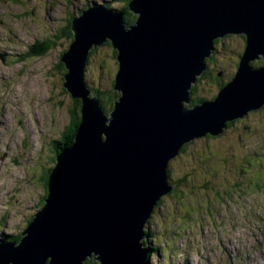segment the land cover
Wrapping results in <instances>:
<instances>
[{
    "label": "water",
    "instance_id": "water-1",
    "mask_svg": "<svg viewBox=\"0 0 264 264\" xmlns=\"http://www.w3.org/2000/svg\"><path fill=\"white\" fill-rule=\"evenodd\" d=\"M127 9L128 25L124 12L95 2L71 20L62 85L80 97L81 121L20 239H0V264H84L92 255L98 264H146L144 227L175 187L169 161L264 106V0H129ZM229 34L245 39L234 74L215 97L188 106L214 40ZM107 41L121 94L108 114L84 80L88 52Z\"/></svg>",
    "mask_w": 264,
    "mask_h": 264
},
{
    "label": "rangeland",
    "instance_id": "rangeland-1",
    "mask_svg": "<svg viewBox=\"0 0 264 264\" xmlns=\"http://www.w3.org/2000/svg\"><path fill=\"white\" fill-rule=\"evenodd\" d=\"M86 1L114 10L123 3L0 0V239L16 241L41 207L43 177L54 165L53 141L61 140L70 112L79 116L81 109L73 101L80 97L72 99L62 85L65 69L55 65L71 40H57L42 54L31 47L52 41L65 17L78 16ZM241 36H224L215 47L227 81ZM109 46L96 48L86 67L92 89L111 87L118 62ZM198 88L209 99L217 90L211 84ZM244 118L233 119L216 139L191 142L169 162V179L179 190L163 197L145 225L151 234L144 246L158 249L149 264H254L264 252V109ZM94 256L89 259L98 264Z\"/></svg>",
    "mask_w": 264,
    "mask_h": 264
},
{
    "label": "trees",
    "instance_id": "trees-1",
    "mask_svg": "<svg viewBox=\"0 0 264 264\" xmlns=\"http://www.w3.org/2000/svg\"><path fill=\"white\" fill-rule=\"evenodd\" d=\"M123 3H122V8L118 9L122 12H124V20L126 22V24H130L133 22L134 18H135V15H133L132 12H130L128 9H127V3L129 2V0H122ZM82 12V10H80V13ZM71 14H68L65 18H66V23L64 22V25L61 26L60 28H58L56 30V32L54 33V38L52 39V41H47V40H41V41H37L35 44L32 45V49H33V53L36 52L37 54H42L44 52V50H46L48 47H49V44H51L52 42L55 43L57 42V40H64V41H67L69 42L70 40L72 41V32L70 30V24H71ZM232 35H235V34H229V35H226V36H232ZM240 37V36H239ZM242 38V42H243V47H242V50H239V55L237 57V60H236V63H235V67H233L232 71L236 70V67H237V64L239 62V59H240V56L242 55L243 53V50H244V46H245V39H244V36H241ZM222 40V38H218V39H215L214 40V51L210 54V56L208 58L205 59V63H206V68L202 71L201 75L197 76L196 77V84L194 83L192 86H191V95H190V103L188 104V106H192L194 105L195 103H197L198 101H205V100H209V96L208 94H203L204 91H200L198 87L202 86L203 84H211L213 86V88L217 89L215 94L213 95V97L216 96L217 92H218V89L221 88L224 84H226L227 82V79L225 77V74H224V70L226 69L221 63H219V58L216 56V49L215 47L217 46V43H220ZM70 41V42H71ZM69 42V43H70ZM69 45V44H68ZM105 45H110V42L107 41V42H104L102 44V46H105ZM109 46V47H110ZM68 47V46H67ZM100 48V46H97V47H94L92 48L89 52H88V55H87V60H86V65H85V69H84V74H85V71H86V67L88 66L89 64V61H90V57L91 55L95 52L94 50L96 48ZM112 47V46H111ZM67 49V48H66ZM65 49V50H66ZM64 50V51H65ZM63 51V52H64ZM62 52V53H63ZM61 53V54H62ZM112 53L114 55V58H116V50L115 49H112ZM60 54V56H61ZM258 65H261L263 64V62L261 60H254ZM61 63V62H60ZM62 64V63H61ZM253 64V63H252ZM63 65V64H62ZM254 66H256L255 64H253ZM64 67V65H63ZM65 69V68H64ZM116 72H117V69L115 71V74H114V77L111 81V87L107 88V89H98V88H94L92 89L87 83V87L91 89L92 93L95 94L97 97H98V101H99V104L100 106L103 108L104 110V113L108 114L113 108H114V103H115V100L117 99V97L120 95V93L116 90H114V85H115V76H116ZM219 72H222L221 74H219ZM233 72V74H234ZM232 74V75H233ZM212 79H215L214 81H212ZM85 80V79H84ZM86 82V81H85ZM199 93H202L203 95H200ZM71 96V95H70ZM212 97V98H213ZM72 98V97H71ZM210 98V99H212ZM73 99V98H72ZM74 103L78 106L81 107V101L79 100H73ZM78 113L79 111L77 110H72L70 112V116H71V122L70 124L66 127L65 131L63 132V135H62V138L61 140L64 139V137L66 136V134L69 135V139L66 143L62 144L59 148L62 149L66 146H70L75 138V134H76V131H77V128L80 124V121H81V110H80V114L78 116ZM243 118V117H241ZM205 138L207 137H214V136H211V135H206L204 136ZM209 139V138H207ZM61 140H54L53 141V144L58 142V141H61ZM197 140V139H195ZM195 140H192L190 142H187L185 144H183L179 151H178V154L177 156H179L180 154H182V152H184V150L187 148V146L195 141ZM59 150L56 151V155L59 153ZM55 155V156H56ZM54 156V157H55ZM56 162V157H55V160H54V164ZM53 166L51 167H48L46 172H45V175L43 177V181H42V184H43V187H44V195L41 197V202H40V206L43 205L44 203V197L45 195L47 194V189H46V186H47V183H48V177H49V173H50V170ZM169 172V171H168ZM167 172V173H168ZM169 175V173H168ZM182 180H184V177L182 178ZM175 181H179L178 179H175ZM178 183V182H177ZM179 190V185H175V187L170 191L168 192L165 196H167L168 194H176ZM191 193H195L194 190H191ZM178 196L181 197V195L178 193ZM162 199L161 198L158 202H157V206L155 207H158L161 202H162ZM154 211L152 212V215H153ZM32 217L29 219V221L27 223H29L31 221ZM152 217L149 218V220H151ZM145 236L148 237L150 236V232L145 230ZM21 235L18 236V238L16 237V242L20 239ZM4 239L6 240H14L13 238L11 237H7L5 236ZM145 243H146V240L144 239ZM149 250V254L147 256V262L146 264H149L150 263V258L154 255V253L158 250L157 248L154 249L153 247L151 246H148ZM84 264H95V263H92V261L87 258L85 261H84Z\"/></svg>",
    "mask_w": 264,
    "mask_h": 264
},
{
    "label": "flooded vegetation",
    "instance_id": "flooded-vegetation-1",
    "mask_svg": "<svg viewBox=\"0 0 264 264\" xmlns=\"http://www.w3.org/2000/svg\"><path fill=\"white\" fill-rule=\"evenodd\" d=\"M88 6H90V4H89V1H86V2H84V4L82 5V6H80L79 7V11L80 10H84V9H86V8H88ZM66 23V22H65ZM52 44H56V42L55 43H53L52 42ZM31 52H33V49H32V47H31ZM239 55V54H238ZM238 57V56H237ZM237 57H236V60H237ZM236 60L233 62V66L235 67V63H236ZM58 68H64L63 67V65L60 63V57H59V61H57L56 62V64H55ZM262 65V64H261ZM66 71V70H65ZM222 72H219V74H221ZM62 77H63V75H62ZM232 77V76H231ZM215 79H212V81H214ZM199 102V101H198ZM197 102V103H198ZM259 109H264V106H262L261 108H259ZM247 115V114H246ZM245 115V116H246ZM245 118L243 117V118H241V119H237L236 121H242V120H244ZM232 121H229V122H227L226 123V128L224 129V131H223V133L225 132V130L226 129H228L229 128V124L231 123ZM222 133V134H223ZM221 134V135H222ZM220 135V134H219ZM218 135V136H219ZM218 136H214V137H207V138H209V139H216ZM68 139H69V135L68 134H66V136L64 137V139L63 140H61V141H58V142H56V143H54L53 145H54V148L56 149V151L57 150H59V148H60V146L62 145V144H64V143H66L67 141H68ZM61 150V149H60ZM60 150H59V152H60ZM55 155H56V153H55ZM56 157V156H55ZM55 157H54V160H55ZM169 173V172H168ZM168 195H170V194H168ZM165 197V196H164ZM156 207H154V209H155ZM154 209H153V211H154ZM153 215H154V213H153ZM152 215V216H153ZM32 217V216H31ZM31 217H29L28 219H27V222L29 221V219L31 218Z\"/></svg>",
    "mask_w": 264,
    "mask_h": 264
},
{
    "label": "bare ground",
    "instance_id": "bare-ground-1",
    "mask_svg": "<svg viewBox=\"0 0 264 264\" xmlns=\"http://www.w3.org/2000/svg\"><path fill=\"white\" fill-rule=\"evenodd\" d=\"M195 84H196V82H195ZM89 90L91 91V89L89 88ZM92 92V91H91ZM90 97H92V93H90V95H89ZM199 140V139H198ZM160 200V199H159ZM158 200V201H159ZM157 201V202H158ZM145 228V227H144ZM264 256V252L263 251H260L259 252V256H257V257H259V258H257V260H256V262L258 263V264H264V261L261 259V257H263ZM256 262H254V264H256Z\"/></svg>",
    "mask_w": 264,
    "mask_h": 264
},
{
    "label": "clouds",
    "instance_id": "clouds-1",
    "mask_svg": "<svg viewBox=\"0 0 264 264\" xmlns=\"http://www.w3.org/2000/svg\"><path fill=\"white\" fill-rule=\"evenodd\" d=\"M223 131H224V130H223ZM223 131H222V133H223ZM222 133H221V134H222ZM173 159H174V158H173ZM171 160H172V159H171ZM171 160H170V161H171ZM170 161H169V162H170ZM168 165H169V163H168ZM167 169H168V166H167ZM167 172H168V171H167ZM167 174H168V173H167ZM168 177H169V175H168ZM163 197H164V196H163ZM163 197H161V198H163ZM152 212H153V211H152ZM148 222H149V219H148L147 223H148ZM147 223H146V224H147ZM144 229H145V228H144ZM145 230H146V229H145Z\"/></svg>",
    "mask_w": 264,
    "mask_h": 264
}]
</instances>
